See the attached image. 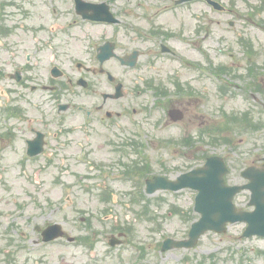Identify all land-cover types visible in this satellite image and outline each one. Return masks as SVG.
I'll list each match as a JSON object with an SVG mask.
<instances>
[{"label":"flooded vegetation","instance_id":"1","mask_svg":"<svg viewBox=\"0 0 264 264\" xmlns=\"http://www.w3.org/2000/svg\"><path fill=\"white\" fill-rule=\"evenodd\" d=\"M59 1L63 2V0ZM66 1L70 12L65 15L66 17L54 19L55 23H60L51 25L49 31L38 30L37 26L32 27L30 31L27 30L30 40H19L7 48L3 45L0 48V86L3 87V93L0 91V96H11L16 117L15 126L6 127L4 133L10 134L15 131V142L21 143L20 146L24 147L25 153L27 142L36 138L38 132L43 134L44 150L49 146L57 147L65 141L56 140L59 138L58 134L52 133L47 123L40 124L41 118L30 117L31 112L36 114L39 96L44 98L69 96L70 98L65 102L68 112H76L78 116H83L86 121L92 120L98 126H110L113 131L109 133V137L115 138V142L121 145L124 143L122 138L133 136L136 123L145 111L144 96H141V89L137 87L142 79V69L165 67L161 71L175 73L177 76L183 74V72L180 73L181 71L196 70V64L191 62L188 55L198 49L199 36L202 43L209 41L205 48L208 52L214 47L212 44L214 29L222 32L220 36L226 37V34L234 32L242 22L249 24L251 28L258 18V13L241 12L243 7L249 6L254 0H215L225 8L223 12L214 11L206 0H182L183 2L181 0H122V7L117 10L112 9L118 18V23L109 26L83 21L76 12L75 0ZM119 1L111 0L110 5ZM41 4L45 8V5ZM256 4L253 2V5ZM31 5L35 10L36 0H33ZM254 8L257 9V6L252 9ZM36 15L31 14L33 23L37 17L44 22L50 16L42 13L37 17ZM58 27L59 30H55ZM102 27L110 29H104L105 31L98 29ZM75 29L90 38L89 45L84 44L86 40H82L81 34ZM38 32L48 35L45 43L42 44L43 49L50 47L53 41L52 33L57 32L64 35L66 39L53 45V49L59 51L63 48H77L79 50L76 58L80 60L70 62L69 65L72 67L65 68L66 72L70 70V76L65 74V70H61L60 78L55 79L51 69L39 71L35 58L23 52L22 48L30 47L31 50L34 47L33 34ZM102 47H106V50L114 54L104 63L97 57ZM9 49L13 50L8 53L9 59L1 56L4 50ZM164 61L170 64L161 66ZM171 62L179 63L177 71L170 70ZM79 80L85 81V85H79L81 84ZM183 81H185L183 82L185 91H192L193 89L188 86L191 82ZM118 85H121L122 96L114 99L112 96L116 93ZM250 96H260V94L251 93ZM155 104L156 100L153 102V105ZM183 105L184 103H181V106ZM186 105L192 104L188 102ZM196 105L197 101H194L193 106L196 107ZM189 122L198 126L196 117ZM4 135L0 139H4ZM51 135L55 139L54 143L50 140ZM7 142L10 144L12 141L7 140ZM1 147L3 149V145H0ZM68 160H72L71 157ZM262 161L260 158H255L251 164L264 169ZM100 169L106 173L109 167L101 165ZM120 170L122 177L128 175L125 164H121ZM125 233L128 235L127 231ZM138 244L139 250H143L142 243Z\"/></svg>","mask_w":264,"mask_h":264},{"label":"rangeland","instance_id":"2","mask_svg":"<svg viewBox=\"0 0 264 264\" xmlns=\"http://www.w3.org/2000/svg\"><path fill=\"white\" fill-rule=\"evenodd\" d=\"M169 21V20H168ZM216 30V29H215ZM259 46H257L259 52H258V58L260 61V65L264 62V35L259 33L257 35ZM230 41L234 40V38L228 37ZM219 39H221L220 36L214 35V40L212 39V44L217 45ZM209 41L207 42V44ZM206 43H203V46ZM204 48V47H203ZM236 57L239 56V54L235 53ZM196 56L198 58H201L199 53H196ZM213 61L215 63L224 61V62H231L232 59L225 55H219L216 53H213ZM170 64L167 61L162 62L161 66H167ZM242 64V62H241ZM165 67H155L152 69L153 72L163 75L165 72L161 71ZM236 69H239L236 67ZM148 70H146V73ZM145 74V72H144ZM143 79L144 77L141 76ZM262 85V92H264V78L261 79ZM198 91L203 94L202 96H208L213 104V112H214V118H215V125H220L222 122V119L218 117L221 116L219 112V108H223V112L225 113H233L238 112L242 110L243 112L246 110H250L252 114L253 120L261 119L264 121V96H257V103L248 104V100L251 99V96H247V100L236 98L232 101L229 99L220 98L215 93V87H211L209 83L200 84L198 82L197 84ZM252 89V85L249 87ZM210 94H213V96H210ZM38 98V102H39ZM206 101V100H205ZM219 107V108H218ZM255 109V111H253ZM68 113H65L63 115H60L59 120L54 116L55 122L52 128H56L57 126H64L68 127V129L72 130L68 134L62 133L58 141L65 140L61 142V145L57 149L53 146L50 147L47 155H44L40 157L37 161L33 163H28L27 165L31 166L32 173L37 168L40 169L41 166L46 164L45 168L38 172V179L42 180L43 185L41 184L37 185L39 190L41 191L42 195H46V190L50 192L51 199L50 202L55 207L53 208V212L51 215V219L53 222L60 223L64 226L66 232L69 235L78 234L77 228L75 227L77 218L81 215L79 213L80 210H87V216L91 217L92 214H90V208L94 209L97 206L96 201V192L94 190L86 191V190H80L76 189L74 187H77L76 180L78 179V176L82 174L83 169L82 166H79V163H75L74 167L69 169V171L61 173L59 170L60 166L62 164L69 165L70 161L62 160L64 157H74V156H82L81 153L72 154L73 152L78 151V149L82 146L86 147L88 149L89 155L88 160H99L105 158L104 154L105 149H100L97 143V139L94 136L90 137L85 133H82L78 131V129L75 126H78L81 124L80 118L75 117H68L66 120L64 119ZM255 116V117H254ZM160 139H164L167 137H173L179 139L181 133L179 132V129L177 127H169V128H161ZM228 138L232 140V142L235 143L234 149H229V147L223 148L221 146H214L213 152L214 153H223L224 151L230 153L232 159H237L240 157V154L237 153V150L241 149L240 146H238V141L241 139H244L246 141H253V139H256L259 144L263 146L264 144V133L258 136L257 138H249L245 136V132L241 131L239 129L229 132L225 134ZM55 141L52 139V143ZM237 143V144H236ZM253 143H256L253 141ZM250 143V144H253ZM87 144V145H86ZM162 144V143H161ZM17 145V144H16ZM168 145V144H165ZM18 146V145H17ZM170 147L172 149L167 150V148H159V152L157 154H152L151 159L152 160H161V173H167L170 176H174L180 169L184 167H191L193 164L191 163L190 155L192 152V149L188 148H180L177 146L176 143L170 144ZM84 151V149H82ZM187 155L188 158H184V156ZM184 158H182V157ZM18 155L15 153H9L6 157V160L4 163L0 162V208L3 210V213L0 217V222L3 220H12L15 217V206L18 205L21 201H26L28 199V195L21 197L19 194L21 192L20 186L18 184H22V176H19L17 174L18 168L15 164L17 161ZM51 158L53 161L52 165L47 164V160ZM12 161V162H11ZM9 162V163H8ZM184 162V163H183ZM165 164L168 168L167 171L163 169V165ZM231 167L236 171L238 175V171L241 168L238 165L237 161L230 162ZM30 173V171H29ZM31 173V174H32ZM55 179H59V183L54 185V188L51 186ZM27 183V181H25ZM23 185V184H22ZM120 187V184H119ZM73 188V189H72ZM54 191V192H53ZM71 192V199L72 204L70 207L68 204L66 207L63 208L65 202H63V198L66 194H70ZM33 194L39 195L38 191H34ZM161 198L164 199V202L161 204ZM246 198L240 199L237 203L241 204L244 203ZM151 203H154V206L152 205L150 207V211L154 213L158 218L161 217V240L167 236H171L173 238H181L185 236L186 230L189 226L190 222H184L182 223L177 216H171L167 215L166 211L171 206H178L183 209H187L189 205L192 202V195L189 192H182L177 195H153L150 197L149 200ZM161 204V210L158 209L155 205ZM58 205V206H57ZM114 205V203H112ZM116 206V205H115ZM58 207V208H57ZM119 206H116L115 209L118 210ZM112 211V214L116 212ZM13 211V212H12ZM119 211L122 213L123 211ZM12 212V213H11ZM27 212L31 214L32 216H37L36 219H34V222H43L46 219V213L48 212V208L45 207V209H37L35 206H31L28 208ZM96 212V211H94ZM8 214H11L8 216ZM42 218L41 220L39 218ZM111 220V219H110ZM123 216L119 215L118 221H123ZM113 221V220H112ZM75 223V224H74ZM78 225V224H77ZM144 226V224H141ZM135 226H139L136 224ZM79 227V226H78ZM2 227H0V230ZM241 229V225L229 227L228 234L226 236L218 237L216 235H210L207 234L201 239V242L198 246V248H195L194 250H190L189 252L184 251H173L168 253H163L161 256L157 252H151L147 259L143 262V264H206L207 261L205 260V257H207V254L214 250L216 247L219 249L216 250V253L218 254L219 258L223 256V248L227 246H237L236 244H231L234 238L238 235V232ZM237 232V233H236ZM157 237V235H156ZM229 239V240H227ZM17 242H15L14 247L11 251V253L8 255V260H10V263L14 259V252H17L20 248H24L17 252V259L15 263L13 264H31V260L26 261L25 257L28 255L33 259V257L41 256L44 261L42 264H61L62 262L64 264L65 261L73 262L74 264H83L86 261V258L78 253L77 248L73 247H66L63 244H54L50 246L45 247H33L32 242H18L17 238H15ZM5 244L2 232L0 231V248H2ZM257 246H260L264 248V242H257ZM26 248H33V250L29 251L26 250ZM221 248V249H220ZM57 251H61L63 255H59L55 257V254ZM65 256V258L62 260L61 257ZM117 258H111L107 259L105 262H101V264H116ZM65 260V261H64ZM221 261L223 259L221 258ZM61 262V263H60ZM67 262V264H69ZM260 264H264V259H260ZM0 264H5L1 263Z\"/></svg>","mask_w":264,"mask_h":264},{"label":"water","instance_id":"3","mask_svg":"<svg viewBox=\"0 0 264 264\" xmlns=\"http://www.w3.org/2000/svg\"><path fill=\"white\" fill-rule=\"evenodd\" d=\"M198 172L199 171L192 172L191 176L195 175ZM223 173H224L223 170L213 172V173H209V172L204 173L203 178H205V180H201V183L206 184L207 182L209 186L203 185L202 187H200L202 196H200V200H198V202H201L204 205L211 202L214 206H213V210L210 209V211L200 210L203 217L200 220V222H198L196 225L193 226L192 240L195 241V239L198 236H200L202 233H204L208 229L221 232L223 231V228H222L223 225L227 221L234 222L238 220H246L249 222V227L246 230L248 235H251V234L264 235V204H261L260 202L255 200V198L256 199L258 197L260 198V196L264 197V193L260 192L261 191L260 186L262 184L261 183L258 184L256 188L257 194L252 199V203L257 205V210L252 214H235L234 210L232 209L231 203H230L231 197L233 193H235V190L225 189L223 187V182H222ZM189 177L190 175L181 177L178 180V183L176 184V186H173L172 189L177 190L183 187L184 185L181 184V182H183L185 178H187V181H188ZM262 181L264 182V179ZM190 183L191 181L189 182V184L185 183V185L189 186ZM161 188H165V186L163 185L161 186ZM215 190L217 193H219L221 200H216V199L211 200L212 197L215 198V195H216ZM259 194L261 195L259 196ZM216 206H219V208L225 207L226 209L223 211L222 210L218 211L216 210L218 208ZM212 214L216 215V217L212 218L211 216Z\"/></svg>","mask_w":264,"mask_h":264}]
</instances>
